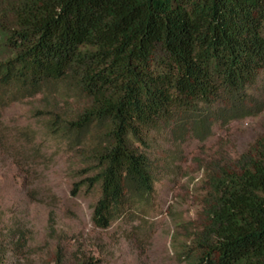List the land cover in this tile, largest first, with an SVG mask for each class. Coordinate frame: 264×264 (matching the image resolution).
Returning a JSON list of instances; mask_svg holds the SVG:
<instances>
[{"label":"trees","instance_id":"1","mask_svg":"<svg viewBox=\"0 0 264 264\" xmlns=\"http://www.w3.org/2000/svg\"><path fill=\"white\" fill-rule=\"evenodd\" d=\"M261 76L264 0H0V110L42 93L87 102L47 126L89 144L99 228L151 206L152 131L205 140L215 123L263 111L249 92ZM206 184L184 259L264 264V139L233 164L213 162Z\"/></svg>","mask_w":264,"mask_h":264},{"label":"rangeland","instance_id":"2","mask_svg":"<svg viewBox=\"0 0 264 264\" xmlns=\"http://www.w3.org/2000/svg\"><path fill=\"white\" fill-rule=\"evenodd\" d=\"M249 92L264 102V76ZM86 104L42 93L0 110V264H55L58 256L67 264H188L183 249L205 220L207 168L233 164L264 139V109L215 123L205 140L152 131L143 147L156 172L151 206L99 228L93 211L101 192L89 185L83 149L89 144L76 146L47 126L52 112L74 116Z\"/></svg>","mask_w":264,"mask_h":264}]
</instances>
